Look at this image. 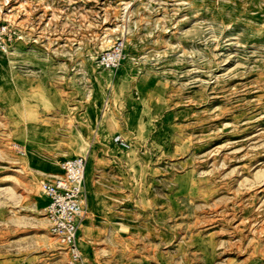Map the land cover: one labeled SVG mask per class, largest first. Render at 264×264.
Here are the masks:
<instances>
[{"label": "rangeland", "instance_id": "374dc122", "mask_svg": "<svg viewBox=\"0 0 264 264\" xmlns=\"http://www.w3.org/2000/svg\"><path fill=\"white\" fill-rule=\"evenodd\" d=\"M4 27L0 264H68L41 185L77 156L88 264H264V0H0Z\"/></svg>", "mask_w": 264, "mask_h": 264}, {"label": "built area", "instance_id": "2783aa9c", "mask_svg": "<svg viewBox=\"0 0 264 264\" xmlns=\"http://www.w3.org/2000/svg\"><path fill=\"white\" fill-rule=\"evenodd\" d=\"M5 31L4 27L0 33ZM125 48L126 38L118 37L99 55V65L109 71L119 69L126 58ZM115 142L124 148L130 147L122 137H117ZM86 172V156L68 158L62 162L61 172L41 185L47 200L45 215L50 234L67 252L68 264H88L79 245L80 226L87 212Z\"/></svg>", "mask_w": 264, "mask_h": 264}, {"label": "crops", "instance_id": "0c3cea01", "mask_svg": "<svg viewBox=\"0 0 264 264\" xmlns=\"http://www.w3.org/2000/svg\"><path fill=\"white\" fill-rule=\"evenodd\" d=\"M60 172H61V171H60ZM60 172H59V173H60ZM59 173H58V174H59ZM44 199H45L44 203H45V207H46L47 200H46V198H45V197H44Z\"/></svg>", "mask_w": 264, "mask_h": 264}, {"label": "bare ground", "instance_id": "6f19581e", "mask_svg": "<svg viewBox=\"0 0 264 264\" xmlns=\"http://www.w3.org/2000/svg\"><path fill=\"white\" fill-rule=\"evenodd\" d=\"M125 60H126V58H125ZM119 85V84H118ZM115 87V86H114ZM120 88V87H119Z\"/></svg>", "mask_w": 264, "mask_h": 264}]
</instances>
